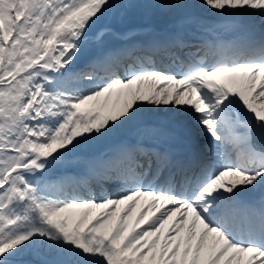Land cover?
<instances>
[{
  "label": "rangeland",
  "instance_id": "obj_1",
  "mask_svg": "<svg viewBox=\"0 0 264 264\" xmlns=\"http://www.w3.org/2000/svg\"><path fill=\"white\" fill-rule=\"evenodd\" d=\"M47 1L51 2V6L46 5ZM94 1L20 0V6L17 9L21 13L27 7V16L19 24L18 32L14 33V0H0V19L6 40L14 33L12 40L14 48L7 59L10 62L5 66L0 79L3 80L0 85V148L10 146L14 149L12 151H6L5 148L0 149V181L5 178L9 179L10 183L8 184L11 185L7 196L5 195L6 198L0 200V206H2L0 209V260L8 259L16 262L10 257H16L19 251L26 250H31L38 255V259L44 261L45 264H151L152 259L156 257L157 252L154 247H157V242H150V237H154L143 230L148 209L145 205L137 204L140 196L138 195L140 194L139 190H133L128 196L127 193L122 195L129 199V202L134 203L131 204V210L127 208V205L111 208L110 206L117 202L109 198L91 197L80 201H63L64 204L44 200L45 204L47 202L49 204L43 207L40 203L36 208L34 198L38 187L36 185L35 188L31 187V192H29L27 186L32 185L33 182L37 183L40 179L39 175L43 176L51 167L57 169L76 168L77 163H84L83 159L86 153L101 149L109 143L111 140L108 139L109 135L114 134L113 137H116L118 134L126 139L133 138L137 134L135 129L138 127H135L133 122L137 116L135 114L137 109L132 113L133 116H129L132 108H140L138 106L141 105H144L146 109L154 108V111L142 112L145 118L150 115L149 120H142L145 122L143 125L153 122L157 117L166 120L170 113H174V110H176L174 122L187 123L190 114L188 113L189 107L183 106L179 111L173 102V95L186 80L185 82L180 80L182 82L180 86L171 84L169 91H165V88L162 90L169 102L167 106H161L163 107L162 114L158 113L160 100L159 102L153 101L157 99L154 98L156 96L154 89L149 91L150 94L146 91L150 84L149 81L145 83L148 85L143 84V80H147L151 72L147 70L140 74L136 72V75L131 74L121 80L122 82H131L133 77L138 76L141 84L135 87L133 83L119 85L115 91L118 93L115 94L116 98L113 97V92L108 90L112 86H102V90L96 92V94L101 93L99 98L92 97L93 91L84 93L85 95L80 97L83 101H79L81 108L78 109L79 106L74 103L71 105L74 107L73 109L66 110L64 118L58 124L55 133L52 134L53 139L47 145L46 143H42V146L33 145L27 141L25 133H23L25 122L21 134L8 135L5 133V136L2 132V123H6L11 129H16L18 117L26 121L25 115H21L20 112L28 101L26 97L28 86L38 85L35 89H45L44 81L41 80V77L45 75L39 65L47 60L51 61L55 54L59 60L67 61L64 51L66 47H75L76 51L70 54L72 62L84 57L82 56L84 52L95 51L100 46L104 47L105 42L116 35L112 32L111 20L117 11H120V26L117 27L120 29L116 33H120V30L124 31L129 25L130 19L126 16V11L137 5L145 8L151 2L150 0H119L122 4L115 3V7L109 8L110 6L107 7V5L111 0L99 1L98 4H93ZM85 6L88 9L82 11ZM121 7L123 9H120ZM89 11L91 12L89 13ZM146 11L144 16L147 23L162 20L153 19L152 10ZM210 11L213 10L210 9ZM81 12H84V15L81 16ZM169 21L165 23L167 24ZM67 24L70 25L67 26ZM159 24L163 23L160 21ZM89 33L94 35L96 33L97 38L86 36ZM98 35L103 36L99 37ZM60 40L66 43L64 50L61 48L63 46L59 45ZM96 40L99 42L92 48L91 44ZM3 43L0 33V53L3 50ZM26 47L36 50L29 54L27 61L24 60ZM87 47H90L89 50L82 51V48L86 49ZM40 54L43 55L44 60H40ZM36 59L38 61L34 64L36 66L31 69L30 63H34ZM18 65L30 68L26 73L21 74L22 76L17 81L12 82L18 76ZM157 72L159 73L153 72V74H157L159 77L165 75L160 71ZM4 75H8L9 79H3ZM181 75L183 74H180L176 79L184 78ZM134 89H136V93L142 89V93L133 96ZM191 95L194 96L193 92ZM5 105L10 106V109L15 112L13 119H6L5 110L7 108L4 107ZM168 110H171L169 114ZM213 135L217 138L215 134ZM144 137L147 139L146 136ZM34 173L38 176L31 175ZM236 176L226 179L230 183H234L238 178ZM247 181L245 180V183ZM11 191L12 193L9 195ZM86 204H91L92 207L82 209V212L88 211H85L80 217L78 216V221L71 226L69 220L77 206H86ZM95 205H99L100 208L97 209ZM33 209L38 212H35L34 216H28L27 212ZM21 218L28 221H21ZM29 220L35 222L31 223L32 221ZM69 227H71L70 231ZM157 241L159 242V240ZM14 243L16 244L14 245ZM122 256L125 258L122 259ZM162 262L163 259H160L156 264H162ZM165 263H167L166 259Z\"/></svg>",
  "mask_w": 264,
  "mask_h": 264
},
{
  "label": "bare ground",
  "instance_id": "obj_2",
  "mask_svg": "<svg viewBox=\"0 0 264 264\" xmlns=\"http://www.w3.org/2000/svg\"><path fill=\"white\" fill-rule=\"evenodd\" d=\"M153 3L152 8L158 7L161 10V13L163 12V7H168V15L170 17H181L186 15H194L199 12V6L206 7L211 6L214 10L213 13H218V16H215L213 19V23L219 20L227 19V18H237L240 17L244 19H249L256 17V19L262 20L261 26L253 25L248 28L256 29L257 27L264 28V0H193L195 3H188L190 0H164V1H156L152 0ZM221 7H224L221 9ZM206 12V11H205ZM212 12V11H211ZM209 14H212L208 12ZM203 14V12H202ZM156 16H159V13L156 14ZM155 16V17H156ZM250 23H252V20H248ZM149 23L143 22L140 23L137 27H144L147 26ZM223 25H227L223 23ZM224 28L223 26H220ZM220 32V30H215L214 33ZM0 33L3 34L4 31L2 30V23L0 21ZM91 36V34H88ZM152 41H154V38H151ZM134 41H132L130 44H132ZM156 43V41H154ZM86 45V44H85ZM159 45L165 47L166 44L159 41ZM136 45H134L135 47ZM125 47L123 46L121 51H125ZM2 48V47H1ZM83 49V48H82ZM86 49L83 50H87ZM174 50V49H173ZM3 50L0 53V59L2 58L0 62V67L2 68L3 63L6 59V56L4 53H2ZM161 53H164V49L161 51ZM3 55V56H2ZM94 54L93 57H95ZM60 62V61H59ZM64 65V64H63ZM48 74L50 75L53 71L48 70ZM92 73V74H90ZM155 74H149L147 80H143L144 85L150 83L149 87L146 91H148V94H150L151 90L154 89L155 91V97L157 99H154V102H159L160 100V106H159V114H162V108L161 106H167L168 105V98L164 96L163 89L165 88V91H169L171 84H178L180 85V82L169 79V78H158L154 76ZM100 76L102 78H100ZM251 77L243 76L240 71L232 66H229V63L226 64H220L215 67L211 68H203L199 76L197 77V80L200 81L201 86L196 89L195 92H193L194 96L190 93L189 85L186 83L184 85V89H180L176 92V94L173 95V102H175V107L181 111L180 108H183V106H188V113L189 114V120L187 123H177L178 121L174 122V117L176 116V110H174V113H170L168 110L169 118L166 120H162L161 117H157L156 120L153 122H147L148 124L140 127L139 129H135V131L138 133H143L146 136H150L151 138L157 137V138H164L163 142L168 143L169 140H173L174 143L181 144L180 146H186L189 143H191V146L194 148V146H198L199 148H202L204 150L209 151H220L222 150L223 155H225L230 151L232 144L228 143L225 145V147H219L218 146V139L212 134V130L215 128L217 129L220 136H224L225 134L231 135V139L233 142H242L245 143L248 147L250 143V135H249V126L251 125L250 118H246V121L240 120L239 114L243 113L244 116L249 117V113H252V115H258L261 116L264 119V74L256 76V74H251ZM73 72L66 70L63 72V70L59 71L58 74H55V77L52 79L54 85H56V88H64L65 89V96L66 99L69 97H72L74 99H77L79 104V101H83L81 98L76 97L74 94L77 93L79 88L81 86H85L86 89H96L93 91L92 97H100V94H96V92H99L101 89V85L104 82H107V75H100L98 72L94 70H90L89 73L86 74V77L83 76V80L81 82H76V77L73 78ZM255 77H258L255 79ZM50 78V77H49ZM68 80V81H66ZM133 82H132V81ZM131 82H122L119 81L115 85L114 88L107 89L111 92H113V97L116 98L115 94H118L116 89H118V85L122 84H132L135 86H138V84H141L140 79L138 76L133 77ZM209 80V81H208ZM113 80L111 79L110 82ZM212 81L214 84L210 85H218L221 83L223 85V88L221 90V95L215 100L212 97H210L206 91L201 90L205 83H208ZM110 82L109 85H110ZM83 84V85H82ZM142 84V85H143ZM141 85V86H142ZM178 85V86H179ZM100 86V87H99ZM194 86V85H193ZM262 87V88H261ZM143 89V88H142ZM141 91L136 93V89L133 90V96H138V94L142 93ZM105 91V90H104ZM162 95V96H161ZM63 97L60 91L54 92L52 95L46 97L48 100H59ZM207 99V101H203V98ZM136 98V97H135ZM73 99V100H74ZM81 99V100H80ZM176 100V101H175ZM232 101H234V105H237L238 109H233L232 111H229V107H234L232 104ZM172 102V101H171ZM243 102H247V106L243 107ZM143 103V102H141ZM136 106V105H135ZM140 108L135 107L132 108V112L129 115L130 117L133 116L132 113H134V110L137 109V114L135 120L133 122L135 123L134 126L137 127L138 125L145 123L142 120H149V116L147 115L146 118L144 117L143 113L144 111L152 110L154 111V108L152 109H146L144 105L138 106ZM148 107V106H147ZM149 108V107H148ZM173 112V111H172ZM128 118V117H127ZM214 122V123H213ZM158 123V124H157ZM235 123L241 124V127L243 128V132L240 135L234 134V131L232 133V125ZM160 124V125H159ZM161 125H164L162 127ZM173 127L171 130H179L183 134V136L177 138L175 135H173L170 131V127ZM167 127L168 129H166ZM170 130V131H168ZM119 136V135H117ZM119 138V137H118ZM174 143H168L167 145L169 147H172L175 149ZM123 147L124 145L121 144V141L119 142V146L117 147ZM190 146V145H188ZM225 148V149H224ZM250 148V147H249ZM218 155V154H217ZM218 157V156H216ZM229 162H236V158H240L238 154H234L231 157L227 156ZM237 160V159H236ZM93 163L94 170H96V167H100L99 165L101 162V157H97ZM88 164H84L81 166V169L84 170L88 167ZM226 175H228V172H226ZM231 175H234V173H231ZM237 175V174H236ZM238 183L233 185L232 188H226V184L228 180H226L224 183L222 181H216V187L214 192H210V195L213 199H216L217 203L210 209V216L211 218L217 217L219 214V210L221 206L223 205L221 203V196H227L228 198H231L233 202L236 201V194L241 191H244V188L249 187V191L253 194H255L257 197L264 194V169L260 171H256L251 176V181L244 184L242 182L241 178L236 179ZM229 182V181H228ZM111 184L115 185H125L127 184L126 181H120L118 179H113ZM154 196H150L149 198L145 197L147 201L149 200V206H150V213L149 215L151 217H154L160 213H169L168 216H170L172 219H166L163 220L156 225V229L151 233L152 236H156L158 230L162 229V234L159 235V239H162L164 244L167 246L169 251H174L176 253V258L172 260V262H179L181 264H264V258L258 257L261 253L252 249H244L235 245H232L230 242H228V239L225 232L222 231V228H216L212 226H204L200 227L194 222H191L189 218L186 219H180V212L179 210L175 213L172 210V206H175L173 203V200L169 199H152ZM113 198V197H112ZM130 200L127 198H122V200H116L117 205L119 207H124L127 205L128 209H132V206L129 202ZM153 202H162L164 208L160 211L159 209H156L151 206V203ZM156 204V203H155ZM236 205L238 203H235ZM159 208L160 204H156ZM166 205V206H165ZM116 206V205H115ZM115 206H110L111 208ZM87 207H92L90 204L84 205H78L76 208V211L73 213V215L70 217L71 226L78 221V216L80 217L85 211L82 212V209H87ZM97 209L100 208L99 205H95ZM228 213L231 214L230 208L227 209ZM173 212V213H171ZM227 212V211H226ZM162 215V214H161ZM227 215V213H226ZM225 217V216H224ZM238 221H242L243 217L236 216ZM193 218V217H192ZM227 217H225L226 219ZM169 222L171 224H169ZM182 229V230H181ZM71 230V227H69V231ZM184 232L182 234L181 231ZM196 233V234H194ZM176 244V245H175Z\"/></svg>",
  "mask_w": 264,
  "mask_h": 264
}]
</instances>
